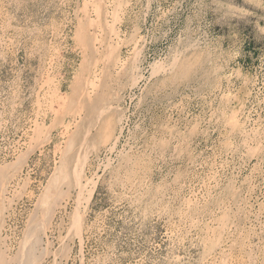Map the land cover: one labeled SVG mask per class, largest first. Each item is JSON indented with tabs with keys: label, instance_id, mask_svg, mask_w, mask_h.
Returning a JSON list of instances; mask_svg holds the SVG:
<instances>
[{
	"label": "rangeland",
	"instance_id": "1",
	"mask_svg": "<svg viewBox=\"0 0 264 264\" xmlns=\"http://www.w3.org/2000/svg\"><path fill=\"white\" fill-rule=\"evenodd\" d=\"M0 264H264V0H0Z\"/></svg>",
	"mask_w": 264,
	"mask_h": 264
},
{
	"label": "bare ground",
	"instance_id": "2",
	"mask_svg": "<svg viewBox=\"0 0 264 264\" xmlns=\"http://www.w3.org/2000/svg\"><path fill=\"white\" fill-rule=\"evenodd\" d=\"M97 13H99V12H97ZM98 15V14H97ZM98 18H99V16H98ZM174 61V60H173ZM161 67V66H160ZM159 69V68H158ZM152 70V69H151ZM157 72V71H156ZM88 93V92H87ZM94 106H95V104H93ZM103 106V105H102ZM92 108H94L93 106H92ZM97 108V107H96ZM101 108V107H100ZM98 109V108H97ZM93 111V110H92ZM94 112H96V111H94ZM97 113V112H96ZM93 119V118H92ZM93 124V123H92ZM89 125V124H88ZM84 143H85V141H84ZM84 145V144H83ZM129 177V176H128ZM147 180V179H146ZM82 188V187H81ZM90 188V187H89ZM93 189H94V187H93ZM93 189H92V191H93ZM86 191V190H85ZM88 191V190H87ZM92 191H91V193H92ZM88 192H90V190L88 191ZM90 194V193H89ZM179 194V193H178ZM88 197V196H87ZM90 199V198H89ZM185 202V201H184ZM202 216V215H201ZM195 221V220H194ZM65 242V241H64ZM64 242H62V243H64ZM22 249V248H21ZM20 249V250H21ZM21 252V251H20ZM22 254H24V253H22ZM18 255H20V254H18ZM22 257V256H21ZM42 257H43V255H42ZM23 258H24V255H23ZM20 260V259H19ZM22 260V259H21ZM20 260V261H21ZM24 260V259H23ZM22 262V261H21ZM28 263V262H27Z\"/></svg>",
	"mask_w": 264,
	"mask_h": 264
}]
</instances>
